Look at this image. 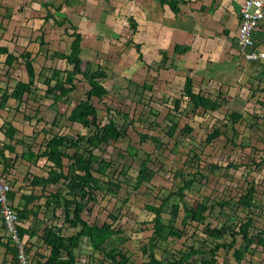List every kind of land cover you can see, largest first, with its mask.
I'll return each instance as SVG.
<instances>
[{"label":"rangeland","instance_id":"rangeland-1","mask_svg":"<svg viewBox=\"0 0 264 264\" xmlns=\"http://www.w3.org/2000/svg\"><path fill=\"white\" fill-rule=\"evenodd\" d=\"M1 1L10 5L5 6L7 10H1L0 23L5 28L1 32H4L6 38L3 43L7 41L11 50L21 52L27 49L32 51L33 57L36 59V73H38L36 75L38 76L37 83L35 82L34 88H31V94H25L24 103L19 106V112L15 111L18 103L13 99L8 101V108L2 112L4 115L8 113L10 117L14 116L13 125L20 129V133H23L25 145L21 146L20 144L16 147L18 153L20 154L23 150H26L27 146H32L35 152L40 151V149H43L46 139L59 129L69 133L74 138L80 133L85 134L86 137L93 135L94 127L84 128L81 122L80 124L77 122L72 123L62 115L67 108L68 111L75 107L78 100L87 97L86 92L90 88L89 84L83 78L81 81L77 80V89L70 94L69 99L67 98L64 103L52 105V100L47 98V86L44 84L45 76L39 75L43 66L62 69L71 67L64 60L45 61L44 57L47 52L50 54L53 51H70L72 38L65 31L66 27H70L69 23L67 22L63 26H58L53 22L47 23L43 27L47 43L41 46L39 43L32 42L34 37L40 34L37 27L39 16H34V12L41 9L37 4L39 0H32L28 3L27 0H0V3ZM55 4H58V2L55 1ZM28 11L33 16L32 23L27 16L24 17ZM67 16L69 20L72 18L75 23L76 21L82 22L81 26H77L78 31L84 36V40L81 42L84 60L83 69L85 71L96 70L99 67L104 69L108 74V79L104 83L109 88L113 87L111 92L102 100L93 98V103L99 113L98 123L103 126L110 118H113L122 131L117 140L102 143L93 151L94 154L91 153L93 148L89 146L86 139L81 142L84 155L87 157L91 155L95 161V167L101 159L111 161V166L106 170L108 177H101L104 178L101 182L103 189L101 191L97 190L95 193L96 202H90L89 204L92 211H84L82 217L89 223L102 224L105 221H113L109 217L110 213L117 216L118 219L114 222L116 229L121 228L129 239L125 241V244L119 242L121 238H113L109 243H118L119 250L127 251L133 264H144L149 260L144 257L142 246L148 243L154 227V214L146 209V205L159 206L163 201L162 199L182 185L183 179H189L193 175H197L198 180L193 188L186 190L185 201L190 211H185L182 208L180 216L174 220L175 226L183 229L184 236L182 238L171 237L168 241L159 243L158 248L155 250L156 256L167 262L174 259L175 255L179 257L177 251L186 249L189 245L209 250L214 245V241L208 239V236L203 232L205 224L208 223L211 227H222L225 231L224 238L229 242L231 240V230L233 231L240 220L242 222L243 218H246L249 214V210L240 206L237 202L238 195L244 193L243 187L247 186L244 174L251 171L252 173L247 177L249 180L255 181L252 178L255 177L257 167L250 170L249 165L253 166L252 162L256 159H261L260 162L263 167L260 169H264V94H262L264 92L257 87L258 82L252 83L254 93L246 99V102L241 99V94H243L241 83L244 80L238 78L232 89V91L238 90L235 101H233L234 99L224 100V97L221 99L223 103L231 101L230 105L223 104L225 107L221 111L208 112V115L206 113L201 116H193L190 111L191 107H189V111L187 113L181 111L183 113L178 118L174 115L172 106L174 98H179L182 95V85L179 84L181 79L179 78L184 75L183 73H180V75L177 73L179 77L175 83L162 79L159 81L156 77V71L148 69L143 63H139L138 52L133 45H123L124 41L120 39L119 44L117 42L105 46L103 41L99 43L91 37L94 33H88L89 30L82 26L87 27L89 22L84 21V24L76 13ZM91 21H94L93 26H90L91 28H103L102 16L98 17L95 11ZM114 31L118 33V28L115 27ZM111 33H104V35L108 37ZM125 38H127L126 35ZM129 40H131L130 37L126 41ZM257 44L264 45V40L259 43L257 41ZM241 69H244V67ZM7 70L9 71L8 74L6 73ZM251 77L258 80L254 75H251ZM18 80L29 81L23 60L16 62L13 68L5 67L0 62V83L4 87H13ZM145 82L154 85L153 91L145 90L142 87ZM216 85L211 87V92L214 95L218 91L215 88ZM185 105L184 101L183 106ZM230 106L232 108L240 107L243 110V119L235 125V129L239 133L235 140L236 143L229 141L233 131L232 123L226 122L227 127L224 128V117ZM37 107L40 109L38 113H35ZM107 107H111L112 111L108 112ZM23 113H29L31 116L35 114V117H32L34 120L31 122L29 118V121H26ZM125 114H128V116H125ZM204 115L206 116L203 117ZM55 117L58 119L56 124L53 125ZM4 118L3 116L0 117V124L3 123ZM38 118L41 121H38ZM170 121L179 124V128L173 136L167 134L170 129L169 125H171ZM186 123L194 125V130L190 134L181 132ZM213 125L223 128L225 133L216 139L213 144H207L205 139L208 132L212 130ZM141 134H147L148 137L142 140ZM69 151L73 153L75 149H69ZM146 153L152 154L151 159L153 162L150 161L148 165L157 169V174L150 185L141 186L135 190L125 179L128 175L136 177L139 165L147 157ZM222 154L228 155L227 160L233 159L239 167L230 170L225 169L224 171L216 169L210 172L209 164L217 162ZM256 161L258 162V160ZM46 166L45 159H41L34 165L30 164V169H33L34 172L41 171L42 174L46 175L48 171ZM198 169L201 170L202 174L210 176L211 180L209 179L210 181L205 183V178L198 174ZM179 170L184 173L183 177L174 174L175 171ZM261 176L259 178L260 182L256 184L259 190L256 198L261 209L251 210L254 216V232H257L256 229L264 227V171ZM108 178H111L115 183H120V188H114L113 190V192H116L115 194L106 191L107 185L104 181H107ZM222 200L226 201L224 207L217 204L221 203ZM170 202L171 204L178 202V198L173 197ZM198 202H206L210 206L215 204V208L212 213L206 212L208 218L204 224L190 221L188 226H183L182 220L185 213L190 214L192 209H196ZM48 215L49 224H57L66 235L75 233L80 229L71 228L69 224H66L61 210L54 211V209H50ZM1 234L3 235V233ZM242 241V238L238 236L235 248L241 247L243 249L244 244ZM84 242L82 248L76 251L79 264H110V261L105 260L103 255L93 252L92 248ZM26 247L32 248L29 256L30 264H35L38 258H32L35 252L42 255L49 253V249L44 245L41 238L35 237L33 241H28ZM253 248H255L254 251L249 250L248 254H245L241 264H249L250 262L252 264H264V247L255 246ZM229 250V248L220 249L218 264H237L233 256L234 249ZM3 255H5V248L0 246V261H2ZM206 257L208 255L203 256V258ZM187 264H201V258L192 257Z\"/></svg>","mask_w":264,"mask_h":264},{"label":"trees","instance_id":"trees-1","mask_svg":"<svg viewBox=\"0 0 264 264\" xmlns=\"http://www.w3.org/2000/svg\"><path fill=\"white\" fill-rule=\"evenodd\" d=\"M54 1L56 0L37 1V4H39L41 9L35 11L34 16H39L37 19L39 21L37 27L40 30V34L34 37L32 42L39 43L41 46L47 43L45 37L46 33L43 28L45 24L53 22V24L63 26L68 22L70 27H66L65 31L67 32L66 34L72 38L70 42V51H53L50 54L47 52L44 57L46 59L45 61L53 59L64 60L71 65V67L62 69L59 67L43 66L39 75H43V77L45 76L44 84L47 86V98L52 100V105L64 103L67 98L69 99L70 94L77 89V80L81 81L83 78L84 81L89 84L90 88L86 92L87 97L85 99L78 100L75 107L68 111L67 108L62 115L72 123L77 122L80 124L81 122V125L84 128L94 127V134L86 137L85 134L80 133V135L78 134L76 135V138H74L71 137L69 133L59 129L54 132L51 137L46 139L44 148L40 149L38 152H35L32 149V146H27V150H24L15 158H11L6 154V150L10 152H17L15 146H18L19 144L25 145V141L23 140V137L18 136L20 131L15 125H13L14 116L10 117L8 113L4 115L2 112L6 111L8 108V101L10 99L17 101L18 106L15 111L19 112V106L24 103L25 94H29L31 92V88H34L35 82L37 83L38 76L36 75L38 73H36V59L33 57L32 51L27 49L21 52L11 50L7 41L6 43H3L6 38L4 37V32L1 31L5 30V28L2 23H0V62L4 64L5 67L9 66L13 68L14 64L22 59L29 78L28 82L21 80L16 81L13 87H4L0 83V117H5L3 119V123L0 124V159L4 162L3 170L5 173L9 171L10 165L13 166V162L19 158L26 159L33 164L37 163L41 158L46 159L47 162L50 163L48 176H34L33 180L34 186H39L42 193L28 197V199L30 201H35L44 198V205L46 208L61 210L63 212L64 222L69 224L71 228L80 229L75 233L66 235L63 233L61 227H58L57 224L50 223L44 228L43 234L39 235L40 237L37 235V231L33 228L19 227L18 234L21 239H25V235H28V241H31L35 237L41 238L44 245H46L49 249V254L47 255H42L36 252L35 255L32 256L33 259H36L37 257L40 258L36 259L35 264H79L76 251L82 248L84 240L87 241L84 243H87L92 248L93 252H98L103 255V258L110 261V264H133L130 261L131 259L128 252L119 250L118 243H109V241L113 238H121V241L119 242L123 244H125V241L129 239L121 228L116 229L114 222L118 219L117 216L110 213L109 217L113 221H105L102 224L97 222L89 223L82 217L84 211H92L89 204L90 202H96L97 197L95 193L97 190L101 191L103 189L101 187V182H103L104 178L102 179L101 177H108L106 170L111 166V161L101 159L98 165L94 167L95 161L92 159L91 155L88 157L84 155L83 149L81 148V142L86 139L89 146L93 148L91 153L94 154L93 151H95L102 143H110V141L117 140L121 136L122 131L113 118H110L103 126L98 123L99 113L97 107L93 103V98L102 100L111 92L113 87L109 88L105 85L104 81L108 79V74L104 69L100 67L92 71H85L83 69L84 60L82 56L83 49L81 42L84 40V36L78 31L77 25L72 20H69L67 15L61 12L62 5L69 4V0H60L61 2L59 4H55ZM182 1L184 2L185 0ZM168 2L172 6L174 12L180 11V8L174 5L176 2L179 3V0ZM0 17H2L1 11ZM32 17L33 16H29L28 20H31ZM131 26L133 27L134 32V23H132ZM123 45H133V47L136 48L139 63H143L148 67V69L156 71L157 80L161 79L159 74L162 71L177 69V66L173 63L175 59L170 57V55L165 51L160 52L161 58L154 63L150 62V60H146L145 54L141 51V47L132 39L126 41L125 43L123 42ZM173 48L174 54H184L190 50L187 45L180 44L175 45ZM8 70L6 71L7 74L9 73ZM179 75H176L177 77L174 78V83ZM179 79H181L179 84L183 87L182 95L179 98H174L172 106V111H174V115L176 117H180L183 113L181 111L187 113L189 111V107H191L190 111L193 116H201L206 113V115H208L209 113L219 110L221 106L219 101L221 93L214 95L212 92L199 88L198 85L194 84V78L189 74L186 76L183 75ZM165 81H168L167 78ZM142 87L149 91H153L154 89V85H150L147 82L143 83ZM184 101L186 103L185 106H183ZM39 109L40 108L37 107L35 113H38ZM21 110L23 111V109ZM107 110L108 112H111L112 108L107 107ZM125 116H128V114H125ZM23 117L26 121H29L30 118V121L32 122L34 120L32 117H35V114L31 116L29 113H23ZM57 119L58 118L55 117L53 125L56 124ZM242 119L243 114L237 111H233L225 115L224 128L227 127L226 122H231L233 125L232 136L229 138L230 142L236 143L235 140L239 133L235 129V125ZM37 120L41 121L40 118ZM170 123V129L167 134L169 136H173L179 128V124L174 121H170ZM193 130L194 125L186 123V125L181 129V132L190 134ZM224 133L225 130L223 128L213 125L212 130L208 132L205 141L207 144H213L215 140L224 135ZM141 137L142 140H145L148 135L141 134ZM69 149H75V152L71 153ZM146 155L147 157L141 162L139 165L140 167L136 171V177L128 175L127 173L128 176H126L125 179V181L135 190L139 189L141 186L150 185L153 178L157 174V169L148 165V163L152 161V154L146 153ZM227 156L228 155L222 154V157L217 162L209 164L210 166L208 167H210V172H213L216 169L224 171L225 169L230 170L231 168L239 167L233 159L228 161ZM65 159L68 160L67 163H65ZM253 164L258 165L256 160L253 161ZM249 167L251 170L252 166L249 165ZM197 172L205 178V183L206 181L211 180L210 176L208 177L207 175L202 174L200 169H198ZM174 174L182 177L184 176L182 170L175 171ZM245 178L247 180V186L243 187L244 193H240L238 195L239 198L237 202L240 206L249 210V214L246 218H243L242 222H240L236 228L233 229V231L231 230V240L229 242L226 241L224 238L225 231L222 227H211L209 223L205 224L203 232L208 236V239H212V241H214V245L210 247L209 250L189 245L186 249H179L177 251V255L179 254V257L175 255L174 259L167 262L158 258L155 250L158 248L159 243L166 242L171 237L182 238L184 236L183 229H180L179 227L177 228L174 224V220L180 216L182 208L185 211H190L185 201V197L187 196L186 190L193 188L194 184L198 180L197 175H193V177L189 179H183L182 185H180L175 191H172L166 198L162 199L163 201L159 206L147 204L146 209L154 214V227L153 234L149 238L148 243L142 246V253L145 259L149 260L144 264H187L192 257H200L201 264H218V254L220 249L233 248L237 244L239 235L243 237V240L246 243V251L250 250V246L253 243L264 247V228L255 234L250 233V228L253 226L254 222L251 210L259 208V203L256 201V184L253 181L248 180L247 176H245ZM104 182L107 185L106 191L109 193L113 192L114 188H120V183H115L111 178H108V180ZM52 185L58 187H55L53 191L47 192V187ZM115 193L116 192H113V194ZM9 197L11 200L14 199L15 192H10ZM173 197L178 198V202L171 204L170 199ZM217 204L224 207L226 205V201L222 200L221 203ZM214 208L215 204L210 206L206 202H198L196 209H192L190 214L185 213L182 225L186 227L190 224V221H196L198 224H204L208 218L206 212L209 211V213H212ZM27 210L25 211L24 209L23 211H18L20 220L27 218L28 214H25V212H28ZM3 230H5V226L2 223L0 226V246L5 248V255H3L4 257L2 261H0V264H21L18 257V246L15 243V240L12 237L7 236L6 231L3 232ZM1 233H3V235ZM31 250V247L26 248L28 257L30 256ZM234 252L237 258H241L244 254V251H241L240 249H236ZM204 255H208V257L203 258Z\"/></svg>","mask_w":264,"mask_h":264},{"label":"crops","instance_id":"crops-1","mask_svg":"<svg viewBox=\"0 0 264 264\" xmlns=\"http://www.w3.org/2000/svg\"><path fill=\"white\" fill-rule=\"evenodd\" d=\"M168 1L173 0H69V4L62 5L61 12L65 15L76 13L80 16L83 23L84 21L89 22V24L87 23V27L84 25L82 26L89 30L88 33H94L91 37L99 43L103 41L105 46L111 43H117L120 39L126 42L127 38L130 37V39L141 47V51L145 54L146 60H150V62L154 63L161 58V51L167 52L170 57L175 59L173 63H175L177 69L171 71L164 70L159 74V77L164 81L167 78L169 82L174 83V78L177 73H183L185 76L189 74L194 78L195 85H198L199 88H203L208 92H211V87L217 84L215 88L218 91L215 95L221 93V98L219 99L221 103L219 108L220 111L225 107L224 105L231 104V101L223 103L221 101L222 97H224V100L234 99L233 101H235L238 90L232 91V89L236 85L235 83L238 78L244 80L241 83L243 89L241 99L245 100V102L246 99L254 93L252 89L253 82H258V84H256L257 87L264 92V60L249 61L243 57L238 48V27L240 23L239 9L244 0H185L184 2L179 0V3H174V5L180 8L178 12L173 11ZM28 2H31V0H27V3ZM56 2L59 4L61 1L56 0ZM5 6L10 5L1 1L0 11L4 9L7 10ZM94 11L98 17L102 16L103 28H91L94 23V21H91ZM26 16L27 18L28 16H32L30 11L25 13L24 17L26 18ZM70 20H72V18H70ZM73 22L75 23V21ZM81 23L82 22L76 21L75 24L81 26ZM132 23L135 25L134 32L131 26ZM115 27L116 29L118 28V33L114 31ZM262 28L263 32H257L255 37L258 43L264 40V23H262ZM108 32L112 33L110 36L106 37L104 33ZM125 35L127 38H125ZM119 43L120 42L117 44ZM177 44L187 45L190 50L184 54H174L173 47ZM262 45L263 44L258 45L256 50L264 51V45ZM243 67L244 69H241ZM251 75L256 76L258 80L251 77ZM181 88L183 89L182 86ZM233 111L243 112L240 107L232 108V106H230L228 113ZM18 136L23 137V133L19 132ZM16 151L17 152H10L6 150V154L11 158H15L19 154L18 148H16ZM256 160H258V162L256 161L258 165L254 164L252 166L253 169L257 167V171L254 174L255 177L252 178L255 181L250 180L255 184L260 182L259 178L262 177L261 174L264 171V169H260L263 167V164L260 162L261 159ZM64 161L65 163L68 162L67 159ZM45 162L47 163L46 167L48 169L46 175L42 174L41 171H32L33 169H30V164L33 163L23 158L14 161V165H10L8 171L10 173H5L3 170L4 162L0 159V170L3 174H8V178H11V192H15L14 199H10L14 209H16L18 213V211H23L24 209L26 211L28 208V212H25V214H28L27 218L20 220L19 217V227L33 228L37 231L38 236L43 234L44 228L49 225L48 211L54 208H46L44 205V198L30 201L28 197L42 193L39 186H34L33 180L34 176H48L50 163L47 162L46 159ZM251 173L250 171L245 174V176H250ZM245 183L247 184V181H245ZM256 186L257 196L259 190L258 185ZM55 187L58 186L52 185L47 187L46 190L47 192L53 191ZM255 209H261V207L254 208L252 211ZM1 225L2 220L0 219V226ZM254 228L255 226L253 223V226L250 228L251 234H255L259 232L258 230H261L256 229L257 232H254ZM239 237L243 240L241 235H239ZM27 238L29 239L28 235H25V239ZM33 239L31 241H33ZM242 243L244 244L243 249L241 247L235 248L236 245L233 247V256L237 264H241L245 254L249 252L245 250L246 243L244 240ZM255 246L261 245L253 243L250 246L251 252L252 250L254 251L255 248L253 247ZM236 249L245 251L241 258L236 257L234 252ZM249 264L252 263L250 262Z\"/></svg>","mask_w":264,"mask_h":264},{"label":"built area","instance_id":"built-area-1","mask_svg":"<svg viewBox=\"0 0 264 264\" xmlns=\"http://www.w3.org/2000/svg\"><path fill=\"white\" fill-rule=\"evenodd\" d=\"M240 25L238 28L239 50L249 61L264 60V51H257L254 33L260 30L264 22V0H244L239 9ZM11 185L0 174V216L5 226L6 235L12 237L18 246V257L21 264H29V257L24 242L18 234L19 215L8 200Z\"/></svg>","mask_w":264,"mask_h":264},{"label":"clouds","instance_id":"clouds-1","mask_svg":"<svg viewBox=\"0 0 264 264\" xmlns=\"http://www.w3.org/2000/svg\"><path fill=\"white\" fill-rule=\"evenodd\" d=\"M264 23V22H263ZM257 32H263V28H262V24L260 25V30H256L255 31V33H254V39H255V42H256V46L258 47V44H257V40H256V34H257ZM239 43V42H238ZM263 51V50H262ZM10 173V172H9ZM0 174L2 175V176H4L5 177V179H7L8 180V182L10 183V185H11V190L8 192V200H9V202L11 203V201H10V197H9V193L12 191V184H11V182H10V179L11 178H8V174H3L2 173V171L0 170ZM11 205H12V203H11ZM12 207H13V205H12ZM14 208V207H13ZM14 210H16V209H14ZM0 218H1V216H0ZM1 220H2V218H1ZM19 228V227H18ZM42 235V234H41ZM21 239V238H20ZM23 242H24V245H25V248H27L26 247V245H27V242H28V238L27 239H21ZM42 240V239H41ZM27 252V251H26ZM35 254V253H34ZM49 254V253H48ZM28 255V254H27Z\"/></svg>","mask_w":264,"mask_h":264}]
</instances>
